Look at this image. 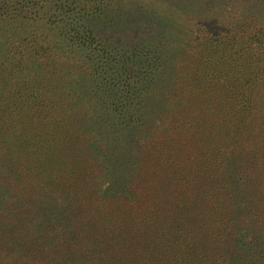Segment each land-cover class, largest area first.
<instances>
[{
    "label": "trees",
    "instance_id": "obj_1",
    "mask_svg": "<svg viewBox=\"0 0 264 264\" xmlns=\"http://www.w3.org/2000/svg\"><path fill=\"white\" fill-rule=\"evenodd\" d=\"M136 1L0 0V264H264V0Z\"/></svg>",
    "mask_w": 264,
    "mask_h": 264
},
{
    "label": "rangeland",
    "instance_id": "obj_2",
    "mask_svg": "<svg viewBox=\"0 0 264 264\" xmlns=\"http://www.w3.org/2000/svg\"><path fill=\"white\" fill-rule=\"evenodd\" d=\"M137 8H138V1L131 0V7L129 8V10H130V15H132V17H134V15L137 14V12H135ZM135 20H137V17L135 18Z\"/></svg>",
    "mask_w": 264,
    "mask_h": 264
}]
</instances>
